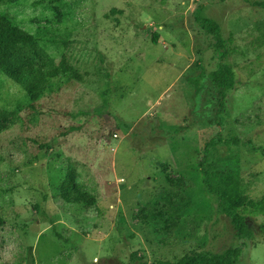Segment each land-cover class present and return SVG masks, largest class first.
<instances>
[{"label": "rangeland", "instance_id": "rangeland-1", "mask_svg": "<svg viewBox=\"0 0 264 264\" xmlns=\"http://www.w3.org/2000/svg\"><path fill=\"white\" fill-rule=\"evenodd\" d=\"M255 1L0 4L82 75L54 79L30 102L0 72V108L15 114L0 133V264H136L133 252L156 264L236 246L235 264H264V214L241 206L254 234L240 238L198 165L205 143L220 136L208 167L237 175L249 199L264 194V153L253 148L264 149V8ZM196 10L219 24L235 74L221 123L212 76L221 57ZM203 68L196 93L188 77ZM70 165L95 207L60 197Z\"/></svg>", "mask_w": 264, "mask_h": 264}, {"label": "trees", "instance_id": "trees-1", "mask_svg": "<svg viewBox=\"0 0 264 264\" xmlns=\"http://www.w3.org/2000/svg\"><path fill=\"white\" fill-rule=\"evenodd\" d=\"M9 1L11 0H0V4ZM255 4L264 8V0H257ZM195 19L202 29L215 38V45L221 57L217 69L212 73L219 94V108L216 116L218 122L221 123L228 91L235 86V74L232 67L224 61L229 52L219 24L202 16L197 10ZM157 37L158 34L154 33V42ZM0 72L8 79L18 83L30 102L37 101L51 92L52 84L56 78L82 79L80 72L65 58L57 63L54 57L41 46L33 33L17 26L8 15L2 13H0ZM204 76L205 69L203 68L198 76L188 77V81L195 85L196 93L201 90L200 80ZM23 105L20 104L19 107H23ZM14 122V111L0 108V133L12 126ZM176 132H179L178 128L174 129V133ZM220 140L219 136V140L211 138L205 143L203 155L198 163L203 176V185L210 194L216 197L222 211L231 217L238 236L242 239L251 238L254 232L240 207H251L264 214V194L259 200L249 199L244 194L237 175L231 172L221 175L208 167L211 147ZM232 140L237 144L241 142L237 137ZM253 148L264 153L262 147L253 146ZM60 197L67 203L79 204L86 208H93L96 205L95 194L86 189L77 179V172L71 165L66 169L65 180L60 188ZM3 223L4 220L0 217V225ZM242 252L241 246L229 247L221 253L192 252L175 261L157 260L156 264H235L240 259ZM132 256L133 260H137L136 264H148L137 252H133Z\"/></svg>", "mask_w": 264, "mask_h": 264}]
</instances>
